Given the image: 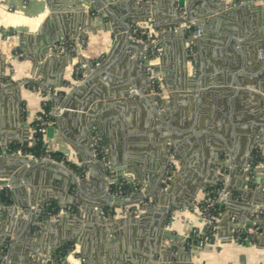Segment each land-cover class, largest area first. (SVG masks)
<instances>
[{"label":"crops","instance_id":"obj_1","mask_svg":"<svg viewBox=\"0 0 264 264\" xmlns=\"http://www.w3.org/2000/svg\"><path fill=\"white\" fill-rule=\"evenodd\" d=\"M74 1L60 0L69 9ZM88 1L97 6L82 4L84 10L71 12L78 16L66 20L68 11L52 12L48 0H0V144L32 143L33 124L46 104L54 131L49 136L47 128L44 148L87 169L85 175L75 171L85 182L78 190L70 175L54 165L42 161L32 168L27 161L24 177L29 182L16 186L23 188L20 202L81 204L83 209L51 219L38 217L41 227L29 231L31 242L26 236L19 240L13 262L47 264L34 260L35 253L27 248L54 253L70 241L74 248L66 255L74 253L69 264H264V0H205L197 8L207 14L201 17L196 11L200 17L190 20L202 30L196 37L164 30L180 23L171 0ZM140 4L148 5L146 12ZM19 16L28 24H19ZM11 17L14 23L5 24ZM126 20L155 34L157 58L143 59L145 46L128 35L117 39L115 29ZM196 21L205 22L199 26ZM37 31L26 50L19 33ZM60 34H65L62 39L85 35L86 45L72 58L68 52L58 54L53 49ZM82 60L89 62V73L76 72L85 65ZM149 73L155 77L154 90ZM233 78L241 84L233 85ZM84 80L81 92L72 94ZM70 94L73 105L88 100L87 110L63 108ZM155 95L156 101L150 99ZM55 111L93 116L106 150L105 167L98 161L88 165L91 137L81 132L73 116L59 124ZM255 141V161L249 168L248 150ZM170 150L176 151V168L166 184L160 177L167 173ZM14 162L13 157H0V179ZM121 183L132 188L143 183V191H131L141 193L142 200L109 207L114 213L102 214L101 207L108 208V196L102 194L106 184L116 190ZM220 185L226 186L229 198L219 214L218 231L211 243L190 252L187 240L193 229L203 226L199 201ZM10 199L6 204L0 197V254L17 230L19 210L9 223L15 200L11 193ZM257 209L259 223L247 225ZM238 224L248 229L251 240L234 239ZM159 228L175 236L165 240V246L175 248L160 250L162 260L147 252Z\"/></svg>","mask_w":264,"mask_h":264},{"label":"water","instance_id":"obj_2","mask_svg":"<svg viewBox=\"0 0 264 264\" xmlns=\"http://www.w3.org/2000/svg\"><path fill=\"white\" fill-rule=\"evenodd\" d=\"M171 2L175 4L176 10L180 15L178 21L196 19L200 16L203 17L208 12L206 10H203V12H202L201 10H199V8H197V7H199V5H200V7H202L203 3L206 4L205 0H171ZM82 3H85L86 7H88V8L96 7L95 3H91L88 0H76L71 5H74V9L76 8L75 10H77L79 8L78 5H80ZM67 5L68 4H66L64 2H60V0H48V7L52 12L54 10H66V9H68ZM144 5L145 4H140V6H144ZM68 11H72V10H68ZM182 11L184 12L183 14H182ZM196 11L197 12L200 11V13L201 14L203 13V14L199 16L196 13ZM204 12H206V13H204ZM77 16H78V14L73 15V14H70V12H68V14L65 15V18H66V20H74ZM60 17H61V15H60ZM202 22H205V21H196L197 25H199V26L201 24H203ZM131 26H133V21H131L129 29H131ZM40 32L41 31H37V33L33 34V35L30 33H19V35H20L19 39L21 42H23V46L26 50H29V45L31 43H33V41H35V39L37 38V36L39 35ZM128 33L130 34L129 31H128ZM64 35L65 34H60L57 37L56 41H60L62 39L61 37H63ZM52 44H53V42L50 43V45L46 46L45 47L46 50L49 47H51ZM69 56L72 58L73 54L69 53ZM78 57L81 58L79 56V54H78ZM82 61L85 64L83 71L84 72L86 71V73H89V70L91 69V66H89V62L87 60H82ZM64 62H66V60ZM87 81L88 80H84L83 83H81V84L78 83L77 85H75V87L73 89L74 92L72 94H75V91L81 92L80 87L82 85L86 84ZM240 84L241 83H239V81H237L235 78H233V85L239 86ZM150 99H154V101H156L157 95H155L153 98H150ZM72 100H73V98H72V95L70 94L67 97V99L64 100L63 108L77 109L78 106L73 105ZM87 108H88V100H87V104H85L83 106V110L85 111V110H87ZM156 114H158V113H156ZM55 115L57 116L56 118H57V122L59 124L62 123L63 118L73 116L75 118L76 124H77L78 128H80L81 132H84L87 135H89V137H91L92 129H93V125H94L93 118H92L93 116L88 115V117L85 118L84 115H81L79 113H69V112L65 113V112H63V113L59 114L58 111H55ZM53 131H54L53 127H49L48 131H47L48 135L52 136ZM255 143H257V142L256 141L253 142L252 143L253 145H251L252 147L249 148V150H248V153L250 156L248 159L249 168H251L250 163L255 161L254 149H253V146ZM6 146L7 145L2 146L3 150H4L2 155L13 157L14 161H15L14 162L15 166H13L9 171H7L5 173V175L1 176L2 179H0V186H12V187H10L9 191H10L11 195H13L15 197L14 203L12 205L13 207H12L11 213H10L11 215H10L9 223L12 224L15 221L14 216L18 210H19V215L16 219L17 230H16L15 234H13V238L11 239V244L8 247V251L6 253L5 259H6V264H15L13 262V251H14L15 247L18 245L19 240L22 237L26 236L28 238V242H31L34 238L30 237L33 235H31L29 233V231L31 229L34 230L36 228L41 227V225L38 222H36L37 221L36 219H38L39 214H40L38 205L36 206L35 203H33V201L29 202V203H27V202L22 203L17 198L18 193L20 191H23V188H20V187L16 188V186H19V184H21L22 180L29 182V179L24 177V174L27 172V167H25L27 161H29V160L31 161V162L29 161V163H30V165H32L31 166L32 168L35 164H37V162L45 161V163H48L50 165H54L55 167L61 169L66 174L70 175V177L72 179L73 187H75V189L81 190V188L83 187L85 182L82 180H79V177L76 175L75 171L72 170L71 168H69L67 166V164L63 161H56L50 157L34 158V157L29 156V155H25V154H21V153L10 154V153L6 152ZM96 161L99 162V165L105 167L106 163L104 161L98 159V157H97V155H95V153H93L91 160L87 161V163L89 166H92ZM168 163H169V160L167 161V165H168ZM18 168H21V169H19V171H17V173H15L16 170H18ZM29 170H31V168ZM258 171H261V170H258ZM13 174H16V175L12 176ZM160 178H161L162 182H164V180L167 178L166 172H163L161 174ZM256 181L260 182V179H257ZM1 193H2V190L0 189V195H1ZM102 194H104L103 195L104 197H105V195L108 196V197H105V199H107V201H108V203L106 204L107 206L105 205V207H114V208L115 207H122V206L127 205V204H131V203L136 202L138 200H142V198H143L141 193H136V194L133 193L129 197H124L121 195L115 196L112 193L111 187L109 186V184H106L105 190L102 192ZM138 197H141V198L137 199ZM101 209H102V207H101ZM101 209H100V212H101ZM258 210L259 209L255 210V212ZM24 216H26L27 219H23ZM253 221H254L253 218L248 219L247 225H252ZM257 223H259V220H257ZM8 232H10V229L8 230ZM174 238H175V236L172 233L164 232V231H161L159 229V231H157V233H155V236H152L151 241L149 242V245L152 244V248H150V246H148V248H147L148 256H150V258H154V256H155L157 259H160L161 255H162L160 250L167 251V252L172 251L175 248V244L165 246L164 242L167 239L173 240ZM27 250L31 251L32 253H35L34 256L35 255L42 256L44 254V252L35 251L34 249H32L30 247H28ZM71 253L73 254L74 252L72 251L68 255L65 256L66 262L67 261L69 262V260H70L69 256L72 255ZM1 256H2V254H0V257ZM160 260H162V259H160ZM66 262H64V263H66Z\"/></svg>","mask_w":264,"mask_h":264},{"label":"built area","instance_id":"obj_3","mask_svg":"<svg viewBox=\"0 0 264 264\" xmlns=\"http://www.w3.org/2000/svg\"><path fill=\"white\" fill-rule=\"evenodd\" d=\"M252 0H239L238 4H244V3H249ZM237 4V2L235 3ZM195 23L193 21H183L180 23L179 29L184 30L185 32L190 30L191 27ZM170 31L177 29V27H169ZM131 36L134 39V41L139 42L143 44L146 48L145 53L143 55V59L145 60H153L157 58L160 54V49L158 47V39L157 37L153 36L152 34L149 33L147 35L148 31L144 29L141 26H134L132 27L131 30ZM202 34L201 28H196L194 32H192L191 36L196 37ZM150 39V41H148ZM86 37L85 35H80L77 36L76 38L70 39L69 37H65L59 41V43L55 44L54 51L58 54H64V53H72V54H77L78 52L82 51L84 46L86 45ZM189 54L192 56V59L194 60L196 55L193 47H189L188 50ZM17 55H22V52L15 51ZM83 66L85 65H79L76 67V72H84L83 71ZM149 79L151 80V86L152 89L154 90L156 81L155 77L151 75L150 73L148 74ZM40 131L43 133H46L47 128L46 127H41ZM91 145H92V150L95 155H97L98 159L100 160H105L106 159V150L103 146V143L101 141V137L97 131L96 128L92 129V134H91ZM4 150L2 145L0 144V157L2 156ZM6 152L10 154H15V153H21L25 155H29L31 157L37 158V156L33 154H28V153H23L20 148H15V149H10V146H6ZM176 152L170 155L169 163H168V168H167V174L170 173V171L173 168V164L176 161ZM44 157H50L44 156ZM44 157H39V158H44ZM51 158V157H50ZM53 159V158H52ZM57 161V160H56ZM65 162L64 160H62ZM166 180V179H165ZM164 180V182H165ZM124 186V183H121L116 190L112 191V193L115 196H124V197H129L132 193L130 192L129 194L123 195L121 194L120 188ZM141 185H134V188L137 189ZM10 186H0V189L2 191H5L6 195H9L10 198V191H9ZM133 188V190H134ZM145 187L143 186L141 189H144ZM140 189V191H142ZM132 192H136L135 190ZM229 198V191L226 188V186L223 185L220 189L217 190H210L207 192L205 198L201 201H199V206L201 208L202 214H203V226L202 228H195L192 231V234L187 240V250L192 252L195 248L197 247H204L205 245L211 243L214 239V236L216 232L218 231V225L217 221L219 219V214L222 210L223 204L227 201ZM40 214L39 217H47L49 219L51 218H56L60 215H63L65 213H71L74 214L76 210L81 209V205L78 204H64L63 206H59L54 203L46 202V203H41L38 205ZM83 209V208H82ZM81 209V210H82ZM110 211V210H109ZM101 213L107 214L104 209H101ZM110 213V212H109ZM260 209L256 211L253 214V224L252 225H257V220H259L260 217ZM232 221H236L235 217H232ZM248 230V229H247ZM245 229L244 225L238 224L233 228V237L236 241L245 243L246 241L251 240V233ZM6 254H2L0 257V264H6V259H5ZM34 260L40 261L43 263H48V264H60L56 261L53 253H45L42 256H37L35 255L33 257ZM62 264H69L68 262L62 263Z\"/></svg>","mask_w":264,"mask_h":264},{"label":"trees","instance_id":"obj_4","mask_svg":"<svg viewBox=\"0 0 264 264\" xmlns=\"http://www.w3.org/2000/svg\"><path fill=\"white\" fill-rule=\"evenodd\" d=\"M144 28V27H143ZM145 29V28H144ZM196 29V26H192L190 30L187 31V35L188 34H192V32ZM148 31V30H146ZM147 35H149V32L147 33ZM155 36V34L153 35ZM70 39H72L73 37H70ZM192 47V46H191ZM44 110L43 112L41 113V119L39 120H36L33 124V138H32V143L29 142V143H26L25 145L23 146H18V145H11L10 146V149H15V148H20L22 150L23 153H29V154H33L37 157H44V156H50L51 158H53L54 160H57V161H62L64 160L65 163L71 167L74 171H77L79 172L81 175H85L86 172H87V169H86V165H82V166H78L77 164H74L72 162H70V160L63 154V153H58V152H52V153H49L46 148H44V136L46 133H43L42 131H40V128L41 127H46L48 128L49 125L52 124L53 122V117H51V115L49 114V107L48 105L44 104L43 106ZM175 162L173 164V168L172 170L170 171V173L168 174L165 182L166 184H168L170 182V177L173 175L174 171H175ZM221 187H223V185H220L217 189H220ZM117 189V188H116ZM132 187L130 186H123L122 188L118 189L120 190L121 194L123 195H126V194H129L131 191H132ZM216 189V190H217ZM115 188H112V191H114ZM0 197L3 199V201L6 203V204H10L11 203V199L9 198V195H6L5 194V191H2ZM110 210V211H109ZM114 211V208H107L106 209V213L108 212H113ZM77 212V210H76ZM114 213V212H113ZM74 248V243L72 242H65L63 245H61L59 248H57V250L53 253L56 261L60 264L63 263L62 259L66 256V254L72 250ZM8 248H7V245H5L3 247V254H6Z\"/></svg>","mask_w":264,"mask_h":264},{"label":"bare ground","instance_id":"obj_5","mask_svg":"<svg viewBox=\"0 0 264 264\" xmlns=\"http://www.w3.org/2000/svg\"><path fill=\"white\" fill-rule=\"evenodd\" d=\"M111 1H114V0H111ZM75 2V1H74ZM66 4H68V3H66ZM72 4H73V2H72ZM82 4H85V3H82ZM82 4H80V5H78L79 6V8L77 9L78 11H82L83 9H84V5H82ZM95 4H96V6H97V3L95 2ZM47 5V4H46ZM71 5V4H70ZM68 6V9H66L67 11L68 10H72V11H68V12H70V14H77V13H71V12H73V11H77V10H75L74 9V5H71V6H73L72 8L73 9H69V4L67 5ZM114 6L112 5H110V7L109 8H113ZM144 8H143V10L146 12V10L148 9V5L146 4V5H144L143 6ZM22 14V13H21ZM19 19H20V21H19V24L20 23H23V24H28V22H26L25 20H23V18L21 17V16H19ZM43 21V20H42ZM14 23V21H13V18L11 17V19L9 20V22H7V25L8 24H13ZM130 23H131V21L130 20H126V25L124 26V27H122V28H119V29H115L116 30V33H117V39H121V37H126L127 35L129 36V37H131L132 38V36H131V33L129 34L128 33V31L130 32V29H129V26H130ZM39 26V25H38ZM125 31V34L124 35H118V33L120 32V31ZM17 39V36H15L14 37V40H16ZM133 39V38H132ZM134 40V39H133ZM85 100H87V98H85ZM86 104V103H85ZM84 104V105H85ZM84 105H82V104H79L78 105V109L80 108V109H82L83 110V106ZM80 114V113H79ZM63 120H64V118H63ZM50 165V164H49ZM160 229V228H159ZM159 229H157L155 232H154V234H152L151 236H155V233H157V231H159ZM151 248H152V244H151Z\"/></svg>","mask_w":264,"mask_h":264},{"label":"rangeland","instance_id":"obj_6","mask_svg":"<svg viewBox=\"0 0 264 264\" xmlns=\"http://www.w3.org/2000/svg\"><path fill=\"white\" fill-rule=\"evenodd\" d=\"M184 12L182 11V14H183ZM15 14H13L12 16H14ZM6 16H8V14H5L4 15V19H6ZM11 16V15H10ZM23 20H25V19H23ZM192 20V19H191ZM20 21V20H19ZM183 21H185V20H183ZM182 20L181 21H179L180 23L181 22H183ZM188 21H190V20H188ZM180 23H178V24H175V25H172L173 27L175 26V27H177V29H175V30H172V31H170V28L169 27H171V26H169V27H167V28H165L164 30H166V31H170V32H178L180 29H179V26H180ZM5 24H7V23H5ZM132 27L133 26H131V29H130V32H131V30H132ZM184 31V30H183ZM153 93H155V92H153ZM94 128V127H93ZM174 152H176V151H174V150H170V152H169V154L171 155V154H173ZM102 161H104L105 163H107L106 162V159L105 160H102ZM167 168H168V165H167ZM167 174V173H166ZM145 187V185L142 183V185L140 186V187H138L137 189H135L134 188V190L135 191H140V189L142 188V187ZM142 191L144 190V189H141ZM81 205V204H80ZM83 208V205H81V209ZM81 209H79V210H81ZM103 214V213H102Z\"/></svg>","mask_w":264,"mask_h":264}]
</instances>
